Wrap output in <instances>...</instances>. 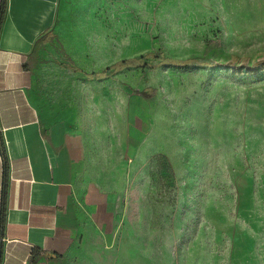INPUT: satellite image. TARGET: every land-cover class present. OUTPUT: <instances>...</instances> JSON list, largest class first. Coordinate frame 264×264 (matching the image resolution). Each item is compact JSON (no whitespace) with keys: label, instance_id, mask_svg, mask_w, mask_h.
Masks as SVG:
<instances>
[{"label":"rangeland","instance_id":"374dc122","mask_svg":"<svg viewBox=\"0 0 264 264\" xmlns=\"http://www.w3.org/2000/svg\"><path fill=\"white\" fill-rule=\"evenodd\" d=\"M141 32L129 65L93 80L48 71V90L63 91L61 116L71 109L81 124L83 177L124 222L120 239L94 232L56 264H264V69L148 56L264 59V0H158ZM149 87L151 124L127 108Z\"/></svg>","mask_w":264,"mask_h":264},{"label":"crops","instance_id":"0c3cea01","mask_svg":"<svg viewBox=\"0 0 264 264\" xmlns=\"http://www.w3.org/2000/svg\"><path fill=\"white\" fill-rule=\"evenodd\" d=\"M157 2L7 0L0 31V224L7 212L0 264H56L94 232L122 237L115 200L83 177L87 157L73 133L81 124L71 109L63 111L69 120L61 116L63 91L48 90V71L72 68L93 80L95 71L135 57L142 14L156 17ZM73 100L65 107L77 105ZM147 102L133 93L127 108L151 124Z\"/></svg>","mask_w":264,"mask_h":264},{"label":"trees","instance_id":"16d2710c","mask_svg":"<svg viewBox=\"0 0 264 264\" xmlns=\"http://www.w3.org/2000/svg\"><path fill=\"white\" fill-rule=\"evenodd\" d=\"M6 10H7V0H1V3H0V31H1L3 20L6 14ZM148 56L152 59L158 60L159 64H172L175 66H183V65L191 64L193 62H199L200 64H203L206 66H217V65L230 66L235 71H242L244 68H247L248 70L252 72H257L258 70L264 69V59H258L250 64L249 57L241 58L236 54H233L230 60H228L227 62H211L207 60H200L197 57L174 58V57L166 56L162 52H151L148 54ZM131 59L132 58H126L122 60L118 66L129 65V63L131 62ZM155 92H156V88L149 87V88L143 89L140 92V94H142L146 98H150L155 94ZM4 157L6 159V154H4ZM6 213H7L6 208H3V211L1 212V224H0L1 233H3L5 226H6V217H7ZM0 263H1V255H0Z\"/></svg>","mask_w":264,"mask_h":264},{"label":"bare ground","instance_id":"6f19581e","mask_svg":"<svg viewBox=\"0 0 264 264\" xmlns=\"http://www.w3.org/2000/svg\"><path fill=\"white\" fill-rule=\"evenodd\" d=\"M154 108V107H153ZM180 168V167H179ZM187 169V168H186ZM144 261V260H143ZM133 262H134V260H133ZM152 263V262H151Z\"/></svg>","mask_w":264,"mask_h":264}]
</instances>
